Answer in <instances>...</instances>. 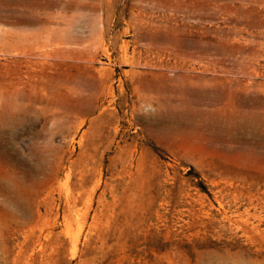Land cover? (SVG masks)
Listing matches in <instances>:
<instances>
[{"label": "rangeland", "instance_id": "rangeland-1", "mask_svg": "<svg viewBox=\"0 0 264 264\" xmlns=\"http://www.w3.org/2000/svg\"><path fill=\"white\" fill-rule=\"evenodd\" d=\"M0 264H264V0H0Z\"/></svg>", "mask_w": 264, "mask_h": 264}]
</instances>
